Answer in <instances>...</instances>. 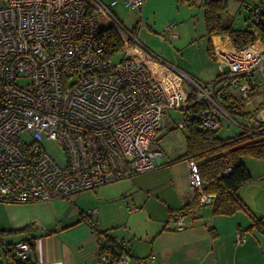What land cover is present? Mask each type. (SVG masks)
<instances>
[{"label":"built area","instance_id":"1","mask_svg":"<svg viewBox=\"0 0 264 264\" xmlns=\"http://www.w3.org/2000/svg\"><path fill=\"white\" fill-rule=\"evenodd\" d=\"M144 3L7 0L0 6V203L68 199L156 169L163 153L154 145L168 110L183 114L175 122L180 130L195 104L208 130H220L221 116L232 120L222 106L232 95L250 110L252 79L258 75L264 83V50L253 42L224 53L221 75L203 84L146 48L112 11L118 5L139 10ZM252 21L264 32V0L252 7ZM108 28L122 44L123 57L116 62L100 39ZM248 120V126L232 121L252 133L264 125L263 103ZM43 138L58 143L63 163L42 145ZM187 163L196 205L210 207L215 196L202 193L197 167ZM96 212L86 211L83 219L93 235L103 236ZM170 222L176 230L188 226L181 210L171 213ZM245 241L241 232L235 234L236 244ZM110 245L100 252L101 263L129 264L128 244L115 238ZM13 252L26 262L32 247L19 242Z\"/></svg>","mask_w":264,"mask_h":264},{"label":"crops","instance_id":"2","mask_svg":"<svg viewBox=\"0 0 264 264\" xmlns=\"http://www.w3.org/2000/svg\"><path fill=\"white\" fill-rule=\"evenodd\" d=\"M2 1L6 3L7 0ZM101 1L109 4L113 0ZM205 1L145 0L139 10L118 5L112 11L146 48L189 77L209 85L221 75L220 56L239 49L233 46L227 35H208ZM256 3L257 0H226L227 9L221 15V23L233 30H250L256 36L254 44L264 50V32L251 18ZM170 24H173L171 29L168 28ZM138 58H142L139 53ZM177 158L163 155L156 169L131 177L141 190L140 195L131 198L138 210L127 212L125 205L128 203L120 202L124 213L131 214L123 223L124 230L115 236L105 230L110 237L128 244L129 264H140L142 260V264H264V234L254 228L247 230L254 223L252 217L244 211L232 216L213 215L211 206L198 207L189 186L188 163H173ZM102 189L105 188L84 191L68 199L42 201L47 202L44 209L41 207L44 204L0 203V215L4 214L7 222H0V230L30 227L25 234L4 237L7 240L5 247L6 243L11 244L7 248L13 252L15 244L29 239L33 242L29 264H102L100 247L104 246L105 237L93 235L83 219L87 209L82 207L96 208L93 218L98 228H111L113 225L107 222L103 202L117 199L120 193L104 197ZM119 189L114 188L115 191ZM59 202L72 205V215L64 217L61 223L50 224L51 216L60 212H52L53 206ZM187 205L183 213L188 226L176 230L170 222L171 213ZM8 208L19 210V218L8 221V215H11L6 211ZM43 211L49 219H41ZM238 232L245 236L244 243L236 244L235 234ZM21 234L26 239L18 241ZM151 256H155L154 260L150 259ZM0 264L13 263L10 258L3 257Z\"/></svg>","mask_w":264,"mask_h":264},{"label":"trees","instance_id":"3","mask_svg":"<svg viewBox=\"0 0 264 264\" xmlns=\"http://www.w3.org/2000/svg\"><path fill=\"white\" fill-rule=\"evenodd\" d=\"M226 9V0L205 1L208 35L210 37L227 35L236 49H242L252 44L256 40V36L250 30H233L231 27L223 26L221 15L225 13ZM100 39L105 45V52L108 56L122 50L120 39L112 29L101 31ZM222 106L230 117L231 114H238L249 119L253 117V112L246 110L244 102L234 95L227 98ZM240 107L243 111H239ZM200 110L201 105L199 104L189 108L191 116L186 120L182 130L185 136V153L175 159L173 163L194 162L203 181L202 193L215 196L211 205L213 215L232 216L239 211L247 212L254 221L247 230L254 228L264 234L263 218L254 215L238 195L240 188L252 179L244 164V158H264V125L256 128L252 133L242 130L233 137L221 138L218 136V130H208L202 126ZM194 195L196 204L198 194ZM188 206H185L181 211ZM29 229L30 227L26 226L20 230H0V245L4 248V256L10 258L13 264L29 263L17 259L12 249L5 247L4 237L28 232ZM101 234L105 237V244L100 247V252H103L109 250L110 243L115 241V238L107 235L106 231H101ZM27 242L31 247L33 246V242L29 239ZM108 252L115 260L116 253L112 250Z\"/></svg>","mask_w":264,"mask_h":264},{"label":"rangeland","instance_id":"4","mask_svg":"<svg viewBox=\"0 0 264 264\" xmlns=\"http://www.w3.org/2000/svg\"><path fill=\"white\" fill-rule=\"evenodd\" d=\"M3 1L0 0V6L3 5ZM112 61L116 62L123 57V50L118 51L114 53V55L111 56ZM256 74V73H255ZM252 84L254 85L253 94H252V103L249 105V109L253 112V116L255 114V109L259 107L262 103L264 104V83L260 81V78L258 75H255L252 79ZM246 108V107H245ZM239 111H243V109L240 107ZM182 113L175 110H168L166 111L164 118H163V124L158 132V139L156 141V144L154 145L155 148H158L161 150L163 155L166 158L171 157H179L185 153V136L182 130L177 129L175 127V122H177L179 119L182 118ZM231 118L236 123H239L243 126H248L249 118H243L242 116L238 114H231ZM231 119H228L224 116L220 117V123L221 128L218 130V136L221 138H228L233 137L237 134H239L242 129L237 127L235 123ZM26 141L31 142L32 137L26 136ZM42 145L50 152L51 154H54V157L59 163H63L65 157L62 149L58 145L56 141H50L46 138H43ZM244 164L248 171L250 172L252 179L247 184L243 185L240 190L238 191V195L242 198V200L248 205L250 208V211L256 215L258 218H263L264 220V158H253V157H245L244 158ZM153 171V170H152ZM178 171L180 172V167H178ZM150 172V171H149ZM147 173V172H146ZM144 174V173H143ZM135 179L134 178H126L123 180H119L117 182H114L112 184L103 186L101 190V194L104 197H108L111 194L120 193L119 197L117 199H112L108 201H104V206L108 215L107 222L112 223L111 228H101L102 231L109 230V234L111 236H115L118 234V232L123 231L124 224L127 221V217H130V215L124 213L125 210H122L120 208V202H127L128 204L125 205V209L128 212L132 207L138 208V206H135L133 202H131V198L134 196L140 195V189L134 185ZM115 187H119V190H114ZM93 191V190H92ZM88 192V191H87ZM53 201V200H52ZM41 205V207L46 206L47 202H35V203H19V205ZM84 209H87L86 211L90 209H96L91 208L93 206H83ZM94 207H97V205H94ZM124 208V207H123ZM60 211L56 216H51L50 224L53 222L61 223L63 221V218L68 215H72V205L70 204H64L63 202H59L58 204L53 206L52 212ZM7 212H11V215H8V221L15 219H18L20 216L19 210H12L11 208H8L6 210ZM85 211V212H86ZM4 214L0 215V222L6 223L4 221ZM41 219H49L47 218L46 212L43 211ZM136 221V220H135ZM25 234V233H23ZM26 238L22 237V234L19 235L18 241H22ZM7 240H4V243ZM6 247H8L9 243H6ZM0 245V260H2L4 256V251L1 249Z\"/></svg>","mask_w":264,"mask_h":264},{"label":"bare ground","instance_id":"5","mask_svg":"<svg viewBox=\"0 0 264 264\" xmlns=\"http://www.w3.org/2000/svg\"><path fill=\"white\" fill-rule=\"evenodd\" d=\"M252 18V17H251ZM98 227V226H97ZM98 237V236H97ZM100 239V238H99ZM98 242H100V241H98ZM107 247V246H106ZM104 250H106V249H104Z\"/></svg>","mask_w":264,"mask_h":264}]
</instances>
